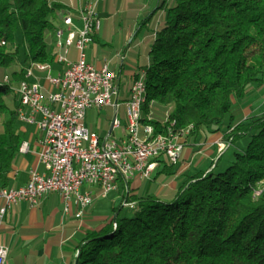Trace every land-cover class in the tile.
I'll return each instance as SVG.
<instances>
[{"label":"trees","instance_id":"obj_1","mask_svg":"<svg viewBox=\"0 0 264 264\" xmlns=\"http://www.w3.org/2000/svg\"><path fill=\"white\" fill-rule=\"evenodd\" d=\"M67 9L60 0H0V69L15 64L11 80L25 77L27 63L56 62L54 32ZM162 9L152 60L141 66L148 102L176 128L193 124L192 135L223 131L229 145L248 142L223 171L214 163L186 174L168 196L128 195L130 184L120 182L134 214L122 216L120 202L82 240L74 264H264V112L244 120L236 112L264 86V0H167ZM11 93L0 82L4 182L21 144L18 106L6 103ZM162 164L156 174L172 178L173 164Z\"/></svg>","mask_w":264,"mask_h":264},{"label":"built area","instance_id":"obj_2","mask_svg":"<svg viewBox=\"0 0 264 264\" xmlns=\"http://www.w3.org/2000/svg\"><path fill=\"white\" fill-rule=\"evenodd\" d=\"M103 0H78L77 14L67 11L59 25L60 44L56 50V62L64 68L50 73L49 64L30 63L25 77L12 84L9 76L0 82L9 84L18 96L17 117L34 124L43 131L41 149L37 156L42 171L31 170L26 184L19 187H1L0 227L9 206L26 200L37 206L49 193H58L63 212L72 206L78 210L76 218H82L84 210L96 197L106 198L116 192L120 182L135 179L147 180L162 161L176 165L181 161L185 142L192 136L194 127H180L178 133H170L167 112L155 116V103L146 112L143 133H135L133 119L138 103L140 76L143 67L130 74L127 94H121L124 55H119V70L104 58L99 64L87 61L85 49L91 37L100 29L97 6ZM70 7H74L70 4ZM79 20L82 26L76 24ZM76 50V58H69L70 49ZM35 71H47L45 79L50 90L44 95V87L35 77ZM124 105L126 123L121 125L118 108ZM29 109L28 112L24 108ZM110 107L113 110L111 125L105 134L99 135L84 123L86 111ZM158 121L160 128L154 122ZM159 130H168L169 138H158ZM21 151L28 150L22 143ZM94 189H98L95 196ZM123 205L134 207V202ZM8 247L0 242V264H5Z\"/></svg>","mask_w":264,"mask_h":264},{"label":"crops","instance_id":"obj_3","mask_svg":"<svg viewBox=\"0 0 264 264\" xmlns=\"http://www.w3.org/2000/svg\"><path fill=\"white\" fill-rule=\"evenodd\" d=\"M107 1L111 3L117 2V0H103L102 6ZM164 1L167 0H129L122 9L127 11L133 8L134 10H146L151 12V14H157L155 29L152 33L153 38L154 32L164 18L162 9V3ZM70 4H73L74 7L71 8ZM66 5H68L67 10L77 14L75 7L78 5V0H68ZM157 9H160V13L153 11ZM58 24L62 25L61 22ZM102 30L103 24L100 23V29L92 38V41L98 39ZM69 58L72 60L76 58V50L74 48L70 49ZM99 58L89 59L87 57V61L99 64L101 62ZM112 63L113 61L111 60V66L116 68L115 66L118 63H115V66ZM139 67L137 66L133 70L127 71V73L130 75ZM63 68L64 65L54 62L47 71L56 74ZM47 71H35V77L31 78V80H38L43 85L45 96L47 91L50 90L49 84L45 79ZM121 71L123 72V68ZM17 97L16 95L13 96L12 107H19V99ZM24 111L28 112L29 109L25 107ZM236 112L239 120L263 113L264 86L253 89L249 99L243 104H238ZM17 121L20 123L18 126L16 124ZM110 125L111 121L107 125L106 130L110 128ZM14 128L21 138V144L27 143L28 150H18L11 167L5 173L7 181L4 182L0 179V188L2 186H22L28 181L31 170H44L37 156L38 151L41 149V142L44 136L43 131L39 130L34 124L19 120L18 117L15 121ZM221 138L223 140V131L211 133L204 129L189 137L185 142L183 155L181 161L178 163L179 167L174 176L182 175L180 172L186 169L184 174L192 175L189 169L192 167L191 163L193 159L198 156L199 161L200 159L210 157L211 164L215 163L218 166V160L225 146V141H222ZM214 156L216 157L215 160ZM185 175L183 176L185 177ZM159 176L160 174H156L155 177L157 180H154V178L147 180L135 179L131 182L129 188L134 193L139 194L150 192L162 196L170 195L176 189L178 182L172 180L170 183L165 184L158 178ZM119 188L118 191L120 190ZM94 194L97 196L98 189H94ZM109 196L112 197V211L109 217H104L97 211V207L99 206V202L97 201L101 197H96L93 204L84 210L82 218H76L74 216L78 210L76 206H72L67 214L63 212V203L58 193L47 194L37 206H31L26 200L9 206L0 227V242L5 244L9 249L5 264H74L82 240L88 233L101 229L114 214V208L118 206L116 205L117 202H121V197L117 194V191L110 193L106 198ZM2 204L3 202L0 200V206Z\"/></svg>","mask_w":264,"mask_h":264},{"label":"rangeland","instance_id":"obj_4","mask_svg":"<svg viewBox=\"0 0 264 264\" xmlns=\"http://www.w3.org/2000/svg\"><path fill=\"white\" fill-rule=\"evenodd\" d=\"M68 0H60L63 4H66ZM75 1V0H74ZM129 0H117V2L111 3L107 1L102 6L101 1L97 6L98 18L103 24V30L99 34L98 39L92 41L91 37L90 43L87 45L85 49L86 56L89 59H94L96 57L107 58L113 61L112 65L115 66V63L119 62V55H124V64L122 66L123 72L121 76V94H127L128 89L130 87V75L127 71L133 70L137 66H143L149 64L151 62V56L149 55V49L152 42V33L155 29V24L157 21V14H151V12L146 10H134L133 8L129 10H124L122 7L126 5V2ZM102 6V7H101ZM154 8V7H153ZM122 9V10H121ZM160 13V9L153 10ZM78 26H82L79 20L76 21ZM159 24V22H158ZM160 25H158L159 27ZM18 38H20V34H18ZM114 59V60H113ZM30 63L26 64V67L29 66ZM119 70V65L115 66ZM18 68L15 64L12 65L9 69H0V81L4 76H10V72L12 69ZM13 85L17 80L11 81ZM13 96L14 93L9 94L6 97V103L8 105L13 104ZM18 98V97H17ZM117 117L121 122V125L126 123V118L124 115V105H120L118 108ZM156 117H162V114L156 113ZM113 118V110L110 107H104L102 109H89L86 111L84 123L90 130H95L99 135H103L106 132V127L110 123ZM17 126L20 124L18 121L16 122ZM226 126H223L222 130H225ZM232 130V129H231ZM230 131V130H229ZM222 140V138H221ZM222 141H225V146L223 148V153L221 154L218 160V166L214 167L213 170L215 172L223 171L233 160L234 153L240 149L244 148L248 142L247 137L240 138L236 141V144L229 145L228 141L223 138ZM218 155V154H217ZM216 155V157H217ZM214 156V160L216 159ZM199 156L194 158L191 165L192 167L189 169L190 174H193L200 170H207L210 167L214 166V163L211 164V158L206 157L204 159L198 160ZM199 161V162H198ZM170 165V163H168ZM163 165V164H162ZM179 164L173 165V171H177ZM161 169L157 168L151 175V178L156 179V172ZM187 170V169H186ZM180 172L182 175L172 176V178H168V174L161 173L158 178L161 179L165 184L170 183V181H181L184 179V172ZM160 181V180H158ZM160 181V182H161ZM131 185H129L130 187ZM129 194L132 193V189L128 188ZM117 194L121 197L122 204L129 202V196L127 195L125 189L117 190ZM111 196L108 198H98L99 206L97 207V211L99 214L104 217H109L112 211V201ZM131 202V201H130ZM116 205H120V201L117 202ZM121 215L132 216L134 214V209L122 205Z\"/></svg>","mask_w":264,"mask_h":264},{"label":"bare ground","instance_id":"obj_5","mask_svg":"<svg viewBox=\"0 0 264 264\" xmlns=\"http://www.w3.org/2000/svg\"><path fill=\"white\" fill-rule=\"evenodd\" d=\"M54 44H55V48L59 47V44H60L59 25L57 26L54 32ZM145 75H146V72H145V69L143 68L142 75L140 76L141 86L139 87L138 103L136 106V113L133 119V129L135 133L144 132L146 112L149 110L150 104L154 103L153 101L148 102V99H147V88H146V82H145ZM187 126L194 127L193 124H189ZM179 131H180V128H176L174 122L171 123L170 133H178ZM158 138H169V131L159 130Z\"/></svg>","mask_w":264,"mask_h":264},{"label":"water","instance_id":"obj_6","mask_svg":"<svg viewBox=\"0 0 264 264\" xmlns=\"http://www.w3.org/2000/svg\"><path fill=\"white\" fill-rule=\"evenodd\" d=\"M114 227L116 226V224L114 223V225H113Z\"/></svg>","mask_w":264,"mask_h":264}]
</instances>
